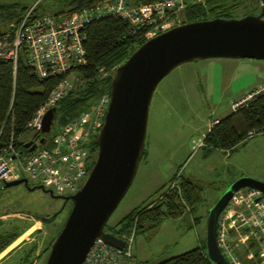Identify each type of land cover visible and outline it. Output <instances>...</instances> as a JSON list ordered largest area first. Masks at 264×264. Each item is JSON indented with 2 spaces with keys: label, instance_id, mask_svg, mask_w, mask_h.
<instances>
[{
  "label": "rangeland",
  "instance_id": "374dc122",
  "mask_svg": "<svg viewBox=\"0 0 264 264\" xmlns=\"http://www.w3.org/2000/svg\"><path fill=\"white\" fill-rule=\"evenodd\" d=\"M1 4L25 8L22 15L33 6L36 13L38 8L39 11L45 8L49 13L62 10L48 0H0ZM235 6L230 9V18H241L248 12L258 14L261 9L260 0H244ZM4 30V24H0V31ZM114 72L115 69L102 73L100 78L110 77ZM263 83V60L214 58L183 64L158 84L149 106L145 153L129 190L108 219L105 230H119L120 221L133 210L154 201L178 170L181 176L197 181L203 191L193 212L188 209L180 217L167 218L157 225L143 222L134 230L131 251L137 260L158 264L204 246L207 213L227 187L243 177L264 183V134L248 139L232 152L195 147L216 120L232 113L230 104L234 100ZM56 123L53 122L50 133L56 131ZM34 135L25 133L19 142L30 141ZM34 186L29 181V187ZM70 209V201L66 204L40 189L31 191L23 185L0 188V221L6 222V228L11 224L10 230L20 238L11 249L24 242L36 245L38 253L33 255L32 264L46 263L47 247L60 232ZM36 216L47 219L42 222ZM194 219L198 222L196 225H193ZM4 229L2 226L0 231ZM232 235L236 238L234 232ZM259 249L254 243L239 249L243 264H264ZM6 254L0 256V264Z\"/></svg>",
  "mask_w": 264,
  "mask_h": 264
},
{
  "label": "built area",
  "instance_id": "2783aa9c",
  "mask_svg": "<svg viewBox=\"0 0 264 264\" xmlns=\"http://www.w3.org/2000/svg\"><path fill=\"white\" fill-rule=\"evenodd\" d=\"M34 9V6L31 7L18 22L10 23L0 35V61L11 63L15 70L22 58L40 80L61 78L27 125V130L37 135L41 133L46 112L55 108L71 90L83 83L76 70L86 64L83 31L86 25L106 17H115L127 24L129 35L146 41L183 24L181 14L185 4L183 0H157L141 5H132L128 0H103L75 13L40 15ZM263 94L264 83L234 100L230 104L232 113L248 106ZM109 102L110 92L62 126L49 140L48 147L39 143L41 137L32 138L30 141L36 144V148L32 152L22 153L11 140L0 152V188L8 182L26 179L28 184L33 181L36 187L49 190L55 196L73 195L88 178L94 159L92 140L96 139L103 126ZM259 134L249 131L247 138ZM203 146L202 140L195 147ZM176 187L177 181L171 184L170 189ZM135 229L136 226L131 233L116 235L124 242L121 249L96 238L82 264H146L137 260L131 251ZM217 243L228 264H243L238 251L249 243L258 245L264 258L263 193L252 189H241L234 193L219 215Z\"/></svg>",
  "mask_w": 264,
  "mask_h": 264
},
{
  "label": "water",
  "instance_id": "95a60500",
  "mask_svg": "<svg viewBox=\"0 0 264 264\" xmlns=\"http://www.w3.org/2000/svg\"><path fill=\"white\" fill-rule=\"evenodd\" d=\"M214 58L264 61V8L259 15L180 24L135 49L115 69L110 102L95 139L96 159L87 180L73 195L55 196L42 187H29L26 179L4 185L5 188L23 185L31 191L40 189L53 198L71 202L70 212L50 245L45 264H82L96 238L116 248L123 247L124 242L107 232L105 226L136 176L153 93L175 68ZM56 112V108H51L44 115L42 134L50 133ZM39 143L45 144V138ZM23 148L32 152L36 144L29 141ZM241 189L264 194V183L247 177L236 180L207 213L206 254L214 264H228L217 243V223L234 193Z\"/></svg>",
  "mask_w": 264,
  "mask_h": 264
},
{
  "label": "trees",
  "instance_id": "16d2710c",
  "mask_svg": "<svg viewBox=\"0 0 264 264\" xmlns=\"http://www.w3.org/2000/svg\"><path fill=\"white\" fill-rule=\"evenodd\" d=\"M54 7L62 10L49 13L47 9L37 14H63L75 13L84 8L97 5L103 0H48ZM132 5L149 4L157 0H128ZM184 1V0H183ZM244 0H203L201 2H186L181 17L182 23L209 20L213 18L230 19V9L236 7ZM262 3V6H261ZM185 4V3H184ZM234 6V7H233ZM21 7V6H20ZM260 12L254 14L248 12L245 15H259L264 8L263 0H260ZM25 8L19 9L16 4L0 5V24H4L5 30L10 23H16L22 18ZM244 15V16H245ZM4 30V31H5ZM4 31H0V35ZM85 58L86 64L77 68L76 74L80 76L83 83L76 89L71 90L55 106L57 112L54 121H57V129L49 134H37V137L45 138L44 147L49 146V140L64 125L75 117L86 111L93 103L99 100L105 93L110 92L111 79H101L102 73L109 72L121 65L132 52L141 46L145 39L136 35H129L127 24L115 17H106L93 21L84 27ZM60 77H50L40 80L37 78L24 60L20 58L16 69L9 62L0 61V152H2L13 140L14 147L22 153L28 151L23 148L19 138L29 133L28 123L35 113L46 102L52 89L60 82ZM53 121V122H54ZM255 131L264 134V94L256 97L248 106L236 113L216 120L205 135L204 148L208 151L220 149L232 152L247 141V133ZM94 159L90 164L92 168L97 146L95 139L92 140ZM145 151L142 153V157ZM141 157V158H142ZM178 181V187L170 189L171 182ZM168 186V187H167ZM203 187L195 180L181 176L178 170L172 179L167 182L154 201L140 209H135L120 221L119 230L109 229L110 233L120 236L128 233L132 227L140 228L143 222L159 224L165 219H176L186 210H195V206L201 199ZM158 194V193H157ZM71 204V202H70ZM72 206V205H71ZM39 221L45 222L47 218L36 216ZM6 223L0 221V253L11 245L16 239V233L6 228ZM53 242V241H52ZM51 242V243H52ZM50 243V244H51ZM50 246V245H49ZM47 247V251L49 250ZM36 246L15 264H32ZM158 264H214L206 254V244L192 250L166 259Z\"/></svg>",
  "mask_w": 264,
  "mask_h": 264
},
{
  "label": "crops",
  "instance_id": "0c3cea01",
  "mask_svg": "<svg viewBox=\"0 0 264 264\" xmlns=\"http://www.w3.org/2000/svg\"><path fill=\"white\" fill-rule=\"evenodd\" d=\"M195 1V0H194ZM185 3V6H186V0L183 1ZM252 90V89H251ZM250 91V90H249ZM248 91V92H249ZM244 95V94H243ZM241 95V96H243ZM240 96V97H241ZM239 98V97H238ZM3 222H5L4 220H1ZM6 223V222H5ZM198 222L196 219L193 220V225H196ZM20 238H16L15 241L9 245L5 250H3L1 253H0V256L3 255L4 253L6 254L3 258H2V261L1 263L5 264V263H10V264H15L16 262H18L27 252V249L29 246H31L32 244L31 243H23V244H19L20 246L18 247H14L13 249H11L15 243H17V241L19 240ZM31 240L33 242H35L36 240L33 238H31ZM33 244H36V243H33ZM17 245V244H16ZM33 246V245H32ZM36 246V245H35ZM37 247V246H36ZM9 251V252H8ZM38 253V249L36 248L35 251H34V255H37Z\"/></svg>",
  "mask_w": 264,
  "mask_h": 264
},
{
  "label": "flooded vegetation",
  "instance_id": "af4514ba",
  "mask_svg": "<svg viewBox=\"0 0 264 264\" xmlns=\"http://www.w3.org/2000/svg\"><path fill=\"white\" fill-rule=\"evenodd\" d=\"M66 204H67V202H66ZM106 231L109 232L110 230L107 228Z\"/></svg>",
  "mask_w": 264,
  "mask_h": 264
}]
</instances>
